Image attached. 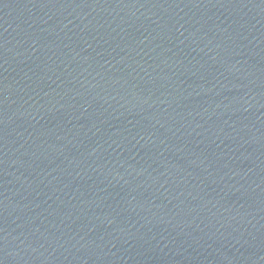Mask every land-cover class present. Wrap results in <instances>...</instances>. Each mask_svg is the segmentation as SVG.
<instances>
[{
    "label": "water",
    "instance_id": "obj_1",
    "mask_svg": "<svg viewBox=\"0 0 264 264\" xmlns=\"http://www.w3.org/2000/svg\"><path fill=\"white\" fill-rule=\"evenodd\" d=\"M0 264H264V0H0Z\"/></svg>",
    "mask_w": 264,
    "mask_h": 264
}]
</instances>
